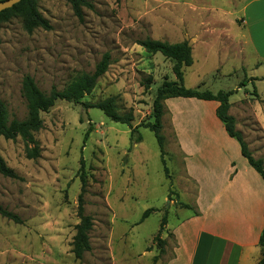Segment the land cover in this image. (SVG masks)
I'll return each mask as SVG.
<instances>
[{"label": "rangeland", "instance_id": "obj_1", "mask_svg": "<svg viewBox=\"0 0 264 264\" xmlns=\"http://www.w3.org/2000/svg\"><path fill=\"white\" fill-rule=\"evenodd\" d=\"M86 1L92 8H82L80 21L64 0H39L37 8L49 30L27 33L20 16L0 24V99L10 120H23V77H32L45 94L51 88L61 91L81 74L92 73L108 53L106 73L81 102L116 97L117 113H130L133 120L130 126L114 123L100 110L56 101L40 114L43 128L34 134L39 158L25 157L20 138H0V156L17 175H0V205L20 220L0 216V264H167L174 256L173 230L192 215L195 186L184 171L170 109L195 106L164 103L161 151L143 125L153 121L157 89L176 79L170 60L147 54L138 45L146 38L189 44L192 65L182 69L184 87L212 94L239 90L230 97L232 113L246 105L243 120H238L246 130L241 134L252 157L264 161V134L250 117L248 104L239 100L246 91L264 92L262 84H255L258 80L250 83L246 78L259 76L263 68H253L254 53L238 41L245 32L242 20L249 15L243 6L256 0ZM80 160L87 185L83 210L92 219V229L91 250L76 260L71 244L79 221ZM148 210L153 212L142 220ZM163 216L166 224L160 230ZM159 241H164L163 254ZM259 251L258 261L263 250L257 247L256 256Z\"/></svg>", "mask_w": 264, "mask_h": 264}, {"label": "crops", "instance_id": "obj_2", "mask_svg": "<svg viewBox=\"0 0 264 264\" xmlns=\"http://www.w3.org/2000/svg\"><path fill=\"white\" fill-rule=\"evenodd\" d=\"M243 7L249 15L242 20L245 32L238 41L254 53L253 68L264 70V0ZM246 78H264V71ZM257 83L264 86V80ZM239 100L248 104L250 117L264 134V92L256 89L254 96L246 91ZM169 102L195 106L170 109V125L184 157L186 177L195 186L192 207L198 215L189 216L173 230L176 248L167 264H257L260 251L256 256L255 249L264 227V180L241 156L239 144L217 119L218 103L184 98L164 103ZM229 104L235 128L238 125L236 130L245 136V127L238 120H243L246 105H240L242 110L235 115L230 98Z\"/></svg>", "mask_w": 264, "mask_h": 264}, {"label": "trees", "instance_id": "obj_3", "mask_svg": "<svg viewBox=\"0 0 264 264\" xmlns=\"http://www.w3.org/2000/svg\"><path fill=\"white\" fill-rule=\"evenodd\" d=\"M39 0H20L19 3L12 6L10 9L0 12V24L7 22L9 18L13 16H20L22 18L23 29L27 33H31L35 29L49 30V22L42 17L37 8ZM70 5L74 15L81 21L82 20V8L91 9L92 6L86 0H64ZM1 2V1H0ZM138 45L147 54H160L165 59L170 60L173 63L172 74L174 75L176 82H163L157 89L152 101V122L143 125L144 128L149 129L158 144V147L162 151L164 138L161 135L162 124L161 119L164 111V102L168 99L184 98V99H196L201 101H213L218 103L216 109V117L224 127L226 134L237 141L240 147L241 156L247 161L248 165L264 180V161L262 159H255L252 157V153L248 149L247 143L244 141L241 132L235 128V119L229 114L230 104L229 98L235 93L234 91H218L212 94L209 91H197L195 89H188L183 84V71L185 67L192 65V50L187 42H180L170 44L167 42H161L146 38L139 41ZM111 59L108 53H105L101 60L96 64L92 73H83L77 77L73 82L67 85L63 90L58 91L56 88L45 94L41 92L36 86L34 80L29 75L23 77L21 84V94L26 103V117L23 120L8 118V113L4 103L0 99V138L4 140L14 141L20 138L25 144V157L29 160H35L40 156V149L38 143L34 139V134L39 132L43 128V122L40 118L41 113H47L55 104L56 101H65L72 104H80L85 109H97L100 110L104 116L114 123L125 124L130 126L132 122V115L125 114L119 115L116 108V97H109L95 104L82 103L81 100L85 95H88L95 87L96 82L102 77L109 65ZM264 67V61L262 63ZM264 80L261 79H248V81ZM148 83L151 82V77L146 79V84L143 85L147 90ZM244 81L241 82V86L244 85ZM252 95L256 96V90L252 91ZM91 129L87 131L84 136L86 140ZM85 142V141H84ZM141 142V137H137V143ZM0 175L5 178L16 179L17 175L12 169H10L0 156ZM79 181L81 183L80 194L77 198V218L78 224L75 225V234L72 239V254L76 260L82 259L83 255L91 250L89 241V233L92 229V219L84 214L83 210V195L86 192V174L84 171V162L80 160L79 168ZM182 207L191 210L188 205L179 203ZM153 210L146 211L142 220H144ZM192 215H198L193 211ZM0 216L20 223L19 218L11 212H8L0 205ZM166 224V218L163 216L160 230ZM164 241H159L160 252L163 254ZM258 247L263 250L262 258L257 264H264V227L258 240ZM154 262L157 261V257H154Z\"/></svg>", "mask_w": 264, "mask_h": 264}, {"label": "water", "instance_id": "obj_4", "mask_svg": "<svg viewBox=\"0 0 264 264\" xmlns=\"http://www.w3.org/2000/svg\"><path fill=\"white\" fill-rule=\"evenodd\" d=\"M20 0H4L0 2V12L10 9L12 6L19 3Z\"/></svg>", "mask_w": 264, "mask_h": 264}]
</instances>
